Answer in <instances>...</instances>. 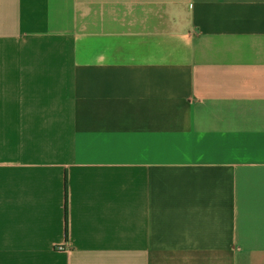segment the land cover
<instances>
[{"label": "crops", "instance_id": "crops-1", "mask_svg": "<svg viewBox=\"0 0 264 264\" xmlns=\"http://www.w3.org/2000/svg\"><path fill=\"white\" fill-rule=\"evenodd\" d=\"M0 264H264V0H0Z\"/></svg>", "mask_w": 264, "mask_h": 264}, {"label": "built area", "instance_id": "built-area-1", "mask_svg": "<svg viewBox=\"0 0 264 264\" xmlns=\"http://www.w3.org/2000/svg\"><path fill=\"white\" fill-rule=\"evenodd\" d=\"M56 250H57V251H60V252H65V251H67V248H66V245H65V244H59V245L56 247Z\"/></svg>", "mask_w": 264, "mask_h": 264}]
</instances>
